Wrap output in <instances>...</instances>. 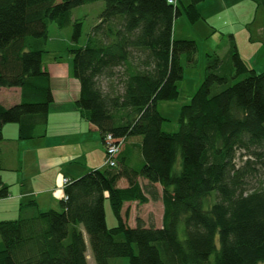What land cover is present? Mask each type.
<instances>
[{
    "label": "trees",
    "instance_id": "1",
    "mask_svg": "<svg viewBox=\"0 0 264 264\" xmlns=\"http://www.w3.org/2000/svg\"><path fill=\"white\" fill-rule=\"evenodd\" d=\"M95 1L0 0V87L20 88L19 102L0 103V130L13 122L19 140L45 135L53 100L42 63L48 24L64 28L73 7ZM101 1L81 44L73 23L76 105L103 141L107 133L139 136L143 161L134 168L119 156L115 166L69 179L58 209L20 204L16 218L0 219V264H88L84 233L96 264L264 263V70L247 66L233 39L227 57L206 53L203 80L181 106L178 128L164 131L157 103L178 96L181 56L193 66L197 42L172 37L181 11L166 0ZM252 1L264 10V0ZM195 5L184 7L190 22L200 17ZM121 178L126 187L117 185ZM7 195L0 174V199ZM150 197L161 199V226L128 225L124 203Z\"/></svg>",
    "mask_w": 264,
    "mask_h": 264
},
{
    "label": "crops",
    "instance_id": "2",
    "mask_svg": "<svg viewBox=\"0 0 264 264\" xmlns=\"http://www.w3.org/2000/svg\"><path fill=\"white\" fill-rule=\"evenodd\" d=\"M191 1L177 2L178 7L181 5V13L173 22L174 39L201 42L206 53L216 52L221 57L229 55L233 39L244 61L246 58L240 49L238 36L245 45H254L256 41L264 40V10L254 1L196 0L195 6L200 17L190 22L184 7ZM257 13L260 17L258 20ZM55 42L59 44L58 47L47 49L42 54L43 67L50 76L53 97L49 104L45 135L19 140L18 124L13 122L3 125L0 130V155L3 163L0 174L3 182L8 185V195L0 199V219L15 218L19 205L30 200H34L41 210L58 209L64 197L65 178L75 179L91 169L105 167V147L101 134L93 123L80 114L76 105L80 84L73 75L72 54L68 50L74 44L67 35L57 38ZM221 44L222 49H214ZM19 101L20 88L0 87L1 104L10 106ZM140 145L139 136L122 139L117 157L123 156L126 164L138 168L143 161ZM139 180L146 184L145 180ZM117 185L126 187L128 184L126 179L121 178ZM153 188L160 196V185L154 184ZM9 214L12 217H5ZM160 226L161 222L157 227Z\"/></svg>",
    "mask_w": 264,
    "mask_h": 264
},
{
    "label": "rangeland",
    "instance_id": "3",
    "mask_svg": "<svg viewBox=\"0 0 264 264\" xmlns=\"http://www.w3.org/2000/svg\"><path fill=\"white\" fill-rule=\"evenodd\" d=\"M179 7L181 5L179 4ZM104 8V2L99 0L91 3H85L78 6H75L71 10L72 22L65 26L64 28H58L54 22L48 24V36L47 49L51 50L59 46L55 40L61 36H68L71 38L73 32V23L77 22L80 24V35L78 43H82L87 34L90 32L91 27L97 23L98 17L102 9ZM264 17V11H262ZM259 14L257 13L258 20ZM189 21V20H188ZM240 40V49L246 58L245 63L247 66L254 68L257 72L264 70V40L262 42L256 41L254 45H245L243 39ZM242 39V40H241ZM71 40V39H70ZM205 42V41H203ZM72 43V41H71ZM198 50L196 54V62L193 66H189L186 63L184 55L181 56V65L183 67V76L176 83L179 93L178 96L173 100H162L158 101V110L160 114L164 117L163 130L164 131H174L178 128V116L180 108L183 104H187L190 100L191 95L197 89L198 85L201 83L204 77V68H205V50L204 45L201 42H197ZM222 44L218 48H214L217 51L222 49ZM257 55H256V53ZM259 53V54H258ZM67 54V53H66ZM248 56V57H247ZM250 59V60H249ZM122 146V143H121ZM120 146V148H121ZM238 153L236 156V162H241V156ZM243 157V156H242ZM244 158V157H243ZM245 159V158H244ZM255 182V180L253 179ZM106 225L111 227L116 225V219L112 213L111 207L107 199L104 201ZM163 211V205L161 200L149 198V201L146 203H138L136 201L126 202L122 207V216L128 225L134 226L136 219H140L146 226L154 225L158 226L161 222ZM18 215L16 214L15 218ZM5 217H12L9 215ZM180 236H182V225H180ZM86 245H87V262L88 264H96L94 258L91 256V249L88 243L86 234L84 233ZM264 264V263H259Z\"/></svg>",
    "mask_w": 264,
    "mask_h": 264
},
{
    "label": "built area",
    "instance_id": "4",
    "mask_svg": "<svg viewBox=\"0 0 264 264\" xmlns=\"http://www.w3.org/2000/svg\"><path fill=\"white\" fill-rule=\"evenodd\" d=\"M166 1H167V3L172 4L173 6H175L178 2V0H166ZM103 142H104V146H105L104 164L106 166H110V167L115 166L116 156L120 150L122 139L115 138L111 133H107L104 136ZM240 153L243 154L242 156L244 158H247V156L245 155V153L243 151ZM67 182H68V180L65 178L63 180V183L66 184ZM65 198H66V196H65Z\"/></svg>",
    "mask_w": 264,
    "mask_h": 264
}]
</instances>
